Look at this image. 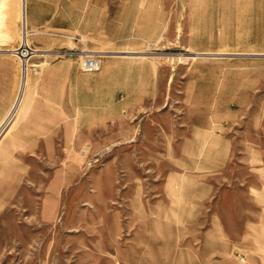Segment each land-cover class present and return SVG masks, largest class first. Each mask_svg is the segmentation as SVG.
I'll use <instances>...</instances> for the list:
<instances>
[{"label": "rangeland", "instance_id": "1", "mask_svg": "<svg viewBox=\"0 0 264 264\" xmlns=\"http://www.w3.org/2000/svg\"><path fill=\"white\" fill-rule=\"evenodd\" d=\"M16 1L21 23L15 32V47L25 37L26 24L27 41L36 49L22 85V101L31 96V87L42 86L44 68L53 63L59 68L58 63L70 59L79 65V54L74 51L87 47L100 52L101 61L106 57L105 48L85 43L81 35L80 14L84 12L80 9L87 8L89 30L98 18L108 32L116 30L126 36L121 48L128 51L115 56L121 68L142 60L152 61L158 68V101L169 97L174 120L181 122V116L194 120L190 108L195 103L201 107L215 105L220 111L246 103L264 108V54L256 59L227 49L197 50L203 46L195 45L197 0H28L35 20H43L34 28L24 18L23 0ZM145 2L147 9L164 4L182 10L184 27L176 42L162 35L146 42L129 35L151 30L149 21L128 18L134 14L133 4ZM18 69L21 87L20 60ZM60 74L57 69L55 84L62 87ZM152 110L153 118L159 120L160 106ZM143 111L139 109L130 117L123 113L114 131L120 132V139L113 137L116 134H111V126H103L87 139L69 141L66 147L63 124L39 125L43 135L39 152L25 157L32 167L30 182L20 189L19 199L0 213V264H262L264 133L250 124V116L236 126L226 125L231 148L225 167L211 175L206 188L197 189L202 202L178 207L190 218L145 219L140 213L143 205H131L128 198L135 191L145 200L157 199L171 163L159 152L165 145V135L162 138L158 124L145 120ZM145 133L148 144L144 142ZM52 137L57 153L48 156L47 140ZM144 146L153 154H145L149 150ZM62 168L69 170L70 184L51 187L54 179L58 182ZM113 170L117 179L114 194L119 198L112 202ZM150 206L154 209L153 203ZM151 229L173 234L169 238L174 241L149 244ZM113 232L120 235L119 251L111 248Z\"/></svg>", "mask_w": 264, "mask_h": 264}, {"label": "crops", "instance_id": "2", "mask_svg": "<svg viewBox=\"0 0 264 264\" xmlns=\"http://www.w3.org/2000/svg\"><path fill=\"white\" fill-rule=\"evenodd\" d=\"M141 4H133L134 14L128 15V18L149 21L148 29L151 30L137 31L130 33V36L145 42L161 35L176 42L182 36L184 23L182 10L178 6L156 4L147 9L146 2ZM80 10L84 12L80 14L81 35L86 38L84 42L106 49L104 51L107 55L102 61L101 71L86 73L71 59L58 63L59 68L53 63L43 70L45 72L46 69V73L42 78V86L31 87V96L28 95L26 100L19 102V58L11 51L18 42L15 32L21 23L19 5L16 0H0V133H4L0 140V213L8 204L19 199L20 189L25 186L26 181L30 182L28 177L32 167L25 157L39 152L43 136L40 124H63L62 138L66 147L69 141L87 139L92 131L103 126H111L113 135L124 112L130 117L137 110L144 109L145 120L158 124L162 130V138L165 135V145L159 152L171 165L166 171L157 199L145 200L141 196L137 197L134 191L128 202L131 205H143V208L140 206V213L145 219L152 216L159 220L190 218L178 207L202 202L203 196L197 189L206 188L211 175L225 167L231 148L230 131L226 125L236 126L237 122L250 116V124H253L256 131L264 133V108L246 103L240 104L237 109L232 108V104L220 111L216 110L215 105L201 107L195 103L190 108L195 116L194 120H184L183 116L181 122L174 120L167 100L169 97L165 96L166 99L161 103L158 101V68L153 66L152 61L146 60L121 68L120 61L115 56L119 52L128 51L121 48L126 36H121L116 30L108 32L98 18L90 26L93 29L89 30V11L87 8ZM140 12L143 15L140 16ZM25 20L31 28L41 26L43 21L35 20L28 0ZM112 20L117 21L114 16ZM196 44L203 45L197 47L202 52L227 49L230 53L251 54L258 59L264 54V0H197ZM57 69L61 73L59 76L63 78L62 87L55 84ZM158 105L162 111L159 113L160 119L156 120L152 109ZM41 109H47V112ZM8 124L10 126L5 128ZM115 134L113 137L120 139V132ZM148 140L145 133V144H148ZM144 147L149 150L145 154H153L151 148ZM47 148L48 156H55L57 147L54 137L47 140ZM68 172L69 170L62 168L58 182L54 179L51 187L68 186L71 182ZM113 172L114 170L112 202L119 198L114 194L117 179ZM152 203L154 209L149 207ZM148 235L153 237L149 244L160 245L174 241L169 238L173 234L162 229H151ZM119 236L118 232L111 235V248L116 251H119ZM131 240V243L135 242V239Z\"/></svg>", "mask_w": 264, "mask_h": 264}, {"label": "built area", "instance_id": "3", "mask_svg": "<svg viewBox=\"0 0 264 264\" xmlns=\"http://www.w3.org/2000/svg\"><path fill=\"white\" fill-rule=\"evenodd\" d=\"M24 35L22 41L20 44L11 49L13 54L19 58L20 60V91L18 96V101L20 102L21 97L23 95L25 87H22L26 83L28 69H29V61L30 59L35 55L36 49H34L29 42L27 41V27L26 24L23 27ZM73 53L79 54V65L82 70L89 72V73H95L99 71L102 67V61H101V54L98 51H94L91 49H88L87 47L85 49L76 50Z\"/></svg>", "mask_w": 264, "mask_h": 264}, {"label": "bare ground", "instance_id": "4", "mask_svg": "<svg viewBox=\"0 0 264 264\" xmlns=\"http://www.w3.org/2000/svg\"><path fill=\"white\" fill-rule=\"evenodd\" d=\"M25 10H26V1L23 0V11H24V18H25Z\"/></svg>", "mask_w": 264, "mask_h": 264}]
</instances>
